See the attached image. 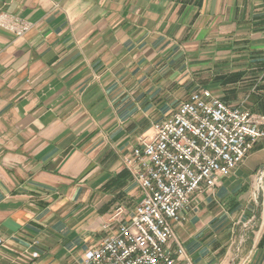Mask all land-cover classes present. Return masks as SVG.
I'll use <instances>...</instances> for the list:
<instances>
[{
  "label": "crops",
  "instance_id": "0c3cea01",
  "mask_svg": "<svg viewBox=\"0 0 264 264\" xmlns=\"http://www.w3.org/2000/svg\"><path fill=\"white\" fill-rule=\"evenodd\" d=\"M0 13L29 25H0V264H85L115 206L130 216L141 198L123 157L193 91L264 117V0H0ZM182 217L174 257L178 243L191 264H264V137Z\"/></svg>",
  "mask_w": 264,
  "mask_h": 264
},
{
  "label": "built area",
  "instance_id": "2783aa9c",
  "mask_svg": "<svg viewBox=\"0 0 264 264\" xmlns=\"http://www.w3.org/2000/svg\"><path fill=\"white\" fill-rule=\"evenodd\" d=\"M0 25L16 35L29 28L26 22H6L2 13ZM262 123L264 117L231 107L208 89L190 93L123 157L141 198L130 216L115 206L102 225L110 232L86 251L85 264H191L178 243L176 257L170 251L176 241L171 223L183 219L195 194L215 187L242 162L264 137Z\"/></svg>",
  "mask_w": 264,
  "mask_h": 264
},
{
  "label": "rangeland",
  "instance_id": "374dc122",
  "mask_svg": "<svg viewBox=\"0 0 264 264\" xmlns=\"http://www.w3.org/2000/svg\"><path fill=\"white\" fill-rule=\"evenodd\" d=\"M129 174V173H128ZM130 176V175H129ZM228 177V176H227ZM226 178V177H225ZM130 179L134 182V183H136L131 177H130ZM223 179V178H222ZM221 179V180H222ZM136 185H137V183H136ZM138 186V185H137ZM139 188V187H138ZM114 210V209H113Z\"/></svg>",
  "mask_w": 264,
  "mask_h": 264
}]
</instances>
